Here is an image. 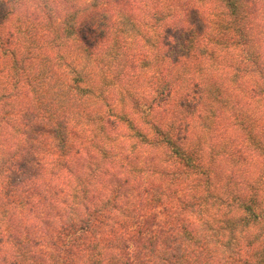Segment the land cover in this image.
I'll return each mask as SVG.
<instances>
[{
    "label": "trees",
    "instance_id": "16d2710c",
    "mask_svg": "<svg viewBox=\"0 0 264 264\" xmlns=\"http://www.w3.org/2000/svg\"><path fill=\"white\" fill-rule=\"evenodd\" d=\"M51 1L0 32V264H264V0ZM230 86L250 151L221 174L191 133Z\"/></svg>",
    "mask_w": 264,
    "mask_h": 264
},
{
    "label": "rangeland",
    "instance_id": "374dc122",
    "mask_svg": "<svg viewBox=\"0 0 264 264\" xmlns=\"http://www.w3.org/2000/svg\"><path fill=\"white\" fill-rule=\"evenodd\" d=\"M40 1L42 0H21V3H17L14 5V8L12 9L13 11H11L9 13V17L8 19L4 22L3 27L0 29V32L2 33V37H4L5 39H11L14 40V37H18L17 33H15V30L17 29V27L22 26V27H26V25H28V21L27 19L29 18V15L31 14H27V12L33 13L34 8H38L40 5ZM79 3H83L84 1L87 0H77ZM71 2H74V0H72ZM51 6L55 7L57 10V14L59 15L61 14V19L63 18L65 12L68 9H72L71 5H69L67 2H62L61 0H56V1H51ZM70 7V8H69ZM65 9V12L63 11V9ZM56 22H58L56 20ZM18 31V30H17ZM11 35V36H9ZM14 36V37H13ZM69 46V47H68ZM75 46H73L72 43H69V45H66L65 50L69 49V51H71L72 49H74ZM132 64H135L136 61H132ZM132 73H138V68L137 65L135 68H133V72ZM137 83H134V85ZM230 88L232 89V92L235 93L237 91H239V88L237 87H233L230 86ZM111 90L108 92L110 93V99L109 102L111 103L110 105L115 106V108H117V110L122 109V111L125 112L126 115L130 116V117H134L136 116L134 114V111L131 110L130 107L128 106V102L126 101V97L123 98L120 94V90L117 87H111ZM25 90V88H24ZM238 94V95H237ZM237 94L235 93L232 94L231 96V101L233 102V105L228 108V106L224 105V103H221V105L218 106H213L212 108H210L209 110H207V115L208 117H212L213 119H211L209 122H207L206 124H204L203 126V122H201L198 125V129L194 131H192L191 135L192 140L195 139V141H197V139L200 140L201 144H204L205 142H209L210 144L212 143L213 146V150L212 152L215 153V157L216 160H219L221 157H223V164L219 163H215L218 173L223 174L225 173H232V169L237 168L238 165L240 164V160L237 158V155L234 156V159L232 160L230 158V152L231 151H235L238 150L239 152H249L250 151V147L248 145H246V141L243 140V135L244 133L241 132L242 129L239 128L238 126H236L235 124H231L232 118H230V116L235 115L238 116L239 115V111L241 109H246V108H250V105L247 102V99H242L241 98V94L239 92H237ZM237 95L238 99H235V96ZM123 99H122V98ZM25 98L24 96H22L21 94L18 97H11L10 98V103H13L14 109H16V111H18L19 113V107L21 105H26V103L24 104ZM9 104V103H7ZM21 104V105H20ZM256 104V103H255ZM10 105V104H9ZM102 106V105H101ZM104 107V106H103ZM8 109V107H7ZM105 109V108H104ZM264 109V107L259 108ZM9 110V109H8ZM237 110V111H236ZM243 111V110H242ZM19 116V114H18ZM254 117L252 119L246 118L245 116L243 117V123L251 124V133H254L257 137H259L261 140H263L264 142V115L262 114V112H259V110L256 111L255 115H253ZM23 119L28 117V115L26 113L22 114ZM201 118L197 117L195 118V120L198 122ZM245 119V120H244ZM250 122V123H249ZM18 125L20 126V124L18 123ZM6 130L8 132H12V130L8 127L5 126ZM125 127V126H124ZM21 128V126H20ZM191 135H189V137H191ZM242 139V140H241ZM224 144H226V146L224 147ZM13 146V144H12ZM11 147V145H7L6 147H4V149ZM206 147V146H205ZM211 147V146H210ZM205 150V149H204ZM207 150V149H206ZM237 153V152H235ZM222 155V156H220ZM250 156H252V158L254 161H261V157L256 154V156H254L253 154H250ZM99 162L101 165H104L108 162L107 160H104L103 158L99 157ZM239 168V167H238ZM224 187V184H221ZM25 211V210H24ZM213 246L215 248V246L217 247L216 244L213 243ZM222 245H219L220 250H222V254L224 256V258H229L230 256H234V252L232 249H230L231 246H226V248L222 249ZM217 255L222 256L221 254L217 253ZM223 262V260L221 261Z\"/></svg>",
    "mask_w": 264,
    "mask_h": 264
}]
</instances>
